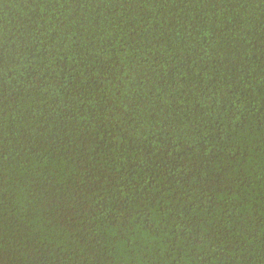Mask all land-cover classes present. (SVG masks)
I'll use <instances>...</instances> for the list:
<instances>
[{
    "label": "trees",
    "instance_id": "obj_1",
    "mask_svg": "<svg viewBox=\"0 0 264 264\" xmlns=\"http://www.w3.org/2000/svg\"><path fill=\"white\" fill-rule=\"evenodd\" d=\"M0 264H264V0H0Z\"/></svg>",
    "mask_w": 264,
    "mask_h": 264
}]
</instances>
